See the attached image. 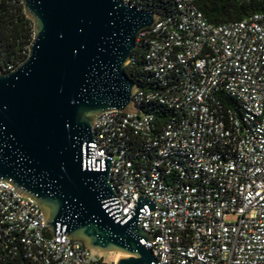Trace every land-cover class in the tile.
<instances>
[{"label":"built area","instance_id":"built-area-1","mask_svg":"<svg viewBox=\"0 0 264 264\" xmlns=\"http://www.w3.org/2000/svg\"><path fill=\"white\" fill-rule=\"evenodd\" d=\"M169 1L137 35L160 89L135 94L140 113L97 117L94 160H113L122 216L139 194L155 198L140 224L160 264H264V11L214 25L198 0ZM122 2L159 12L151 0ZM156 106L171 116L157 120ZM0 264L115 262L53 239L40 205L0 182Z\"/></svg>","mask_w":264,"mask_h":264},{"label":"water","instance_id":"water-1","mask_svg":"<svg viewBox=\"0 0 264 264\" xmlns=\"http://www.w3.org/2000/svg\"><path fill=\"white\" fill-rule=\"evenodd\" d=\"M34 25L28 57L0 69V182L35 200L54 239L84 244L115 264H160L140 222L157 212L141 194L122 216L111 158L94 160L95 122L105 112L140 113V86L125 68L137 35L162 15L122 0H23Z\"/></svg>","mask_w":264,"mask_h":264},{"label":"trees","instance_id":"trees-1","mask_svg":"<svg viewBox=\"0 0 264 264\" xmlns=\"http://www.w3.org/2000/svg\"><path fill=\"white\" fill-rule=\"evenodd\" d=\"M149 6L162 14L170 13L172 2L151 0ZM198 6L209 23L223 25L263 12L264 0H198ZM33 39L34 25L26 16L23 0H0V69L9 72L20 65L28 57ZM144 55V47L138 45L125 72L141 90L160 89L153 76L145 71ZM228 101L234 103L232 99ZM150 111L162 122L171 116V111L163 106Z\"/></svg>","mask_w":264,"mask_h":264},{"label":"rangeland","instance_id":"rangeland-1","mask_svg":"<svg viewBox=\"0 0 264 264\" xmlns=\"http://www.w3.org/2000/svg\"><path fill=\"white\" fill-rule=\"evenodd\" d=\"M229 222H235L237 220L236 216H229L227 218ZM119 255L118 254H107L103 258L107 263H113L118 259Z\"/></svg>","mask_w":264,"mask_h":264}]
</instances>
